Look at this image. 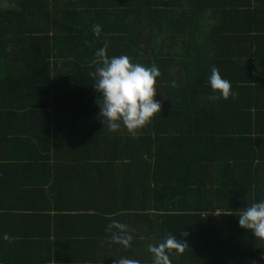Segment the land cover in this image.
<instances>
[{"label": "trees", "instance_id": "trees-1", "mask_svg": "<svg viewBox=\"0 0 264 264\" xmlns=\"http://www.w3.org/2000/svg\"><path fill=\"white\" fill-rule=\"evenodd\" d=\"M102 47L159 68L160 113L135 136L100 122ZM212 67L234 99H209ZM260 200L264 0H0L6 264H152L148 245L168 234L188 246L171 264H264V242L237 220ZM112 220L127 225L128 248L106 242ZM5 235L26 249H5Z\"/></svg>", "mask_w": 264, "mask_h": 264}, {"label": "clouds", "instance_id": "clouds-1", "mask_svg": "<svg viewBox=\"0 0 264 264\" xmlns=\"http://www.w3.org/2000/svg\"><path fill=\"white\" fill-rule=\"evenodd\" d=\"M93 34L97 37L101 33V26L93 25ZM99 64L96 67L94 91L102 98L99 106V117L103 127L109 131H118L122 126L135 136L136 132L148 124L151 119L160 113L161 104L154 99L157 90V78L160 76L156 65L144 66L130 62L126 55L108 57L106 48L95 52ZM208 86L211 89L209 99H233L236 93L231 90V83L220 75L216 67L211 68L208 77ZM174 86V85H173ZM241 229L250 232L256 241L264 242V200L252 203L239 211L237 218ZM109 235L106 242L128 248L133 239L126 224L112 220L105 229ZM182 235L186 236L187 233ZM8 237L5 235L4 239ZM188 248L185 241L168 234L155 244L148 245V253L152 264H171L170 256L182 254ZM264 258V257H262ZM115 264H140L139 260L121 256Z\"/></svg>", "mask_w": 264, "mask_h": 264}, {"label": "crops", "instance_id": "crops-1", "mask_svg": "<svg viewBox=\"0 0 264 264\" xmlns=\"http://www.w3.org/2000/svg\"><path fill=\"white\" fill-rule=\"evenodd\" d=\"M1 227L2 226H0V230H1ZM4 230V229H3ZM3 230H1V231H3ZM3 235V234H2ZM4 236V235H3ZM1 237V236H0ZM8 237V236H7ZM11 237V236H10ZM10 237H8L7 239H6V242H5V245H6V247L7 248H5V249H11V247H12V249L14 248L13 246L14 245H10V242L12 241V244L15 242V241H17V240H15V239H18L19 240V242L17 243V247L19 248V249H22V250H25L26 249V246H25V243H23V242H20V240H22L21 238H12L13 240H15L14 242H13V240L10 238ZM5 240V239H4ZM1 243H3V241H1V238H0V255H1V253H2V250H1V247L3 246V244H1ZM10 247V248H9ZM28 257V256H27ZM21 258V257H18V256H16L15 257V259L13 260V259H11V262H10V264H43V262H41V257L40 258H38V257H32V256H29V257H31L32 259H30L29 258V260H28V258ZM4 258L2 257V256H0V264H6L5 263V259L3 260ZM84 259V258H83ZM28 260V261H27ZM69 260H70V263L69 264H74V263H76V262H79L81 259L80 258H69ZM68 259H67V261H69ZM89 260V258L88 259H84L83 261H86V262H84L85 264H88V263H90L91 261H88ZM56 261H57V259H56V257H53L51 260L49 259V263H47V264H56ZM66 263V262H65Z\"/></svg>", "mask_w": 264, "mask_h": 264}]
</instances>
